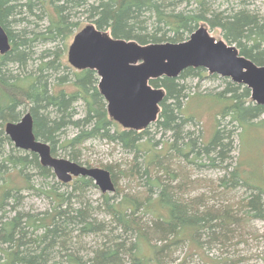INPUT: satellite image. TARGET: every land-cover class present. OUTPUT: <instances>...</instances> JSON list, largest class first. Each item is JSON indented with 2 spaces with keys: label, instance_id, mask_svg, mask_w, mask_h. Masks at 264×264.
Wrapping results in <instances>:
<instances>
[{
  "label": "trees",
  "instance_id": "obj_1",
  "mask_svg": "<svg viewBox=\"0 0 264 264\" xmlns=\"http://www.w3.org/2000/svg\"><path fill=\"white\" fill-rule=\"evenodd\" d=\"M254 4L0 0V23L12 45L0 56V264H192L193 254L203 262L212 260L210 264L246 259L238 246L248 240L251 221L264 220V161L259 172L247 161L232 166L231 152L238 126L242 145L252 127L264 130V105L252 100L250 88L203 67H188L177 77L162 75L150 80L166 92L158 119L143 129L124 128L108 113L97 71L65 65L62 44L82 17L115 38L141 45L180 42L207 24L262 65L264 13ZM47 43L57 44L38 52ZM205 77L221 78L226 85L211 94L222 98L223 106L208 141L193 129L198 117L186 113V100L203 95L190 94L193 79ZM69 84L71 91L65 87ZM24 110L32 113L37 138L51 145L54 156L59 157L61 147L70 160L109 169L116 193L102 192L95 206L87 195L95 187L93 179L77 176L62 182L37 153L17 148L5 124L20 120ZM70 128L78 131L67 137ZM89 139L106 140L132 157L124 167L83 162L82 148ZM201 167L221 175L193 179L192 169ZM118 176L128 178L129 186L119 185ZM202 182L208 191L192 195ZM239 187L245 194L231 201ZM25 191L46 198L49 206L27 210ZM88 237H94V245H88ZM183 247L186 253L177 261L175 254ZM214 247L220 255L209 259L205 254Z\"/></svg>",
  "mask_w": 264,
  "mask_h": 264
},
{
  "label": "water",
  "instance_id": "obj_2",
  "mask_svg": "<svg viewBox=\"0 0 264 264\" xmlns=\"http://www.w3.org/2000/svg\"><path fill=\"white\" fill-rule=\"evenodd\" d=\"M11 40L0 23V56L11 50ZM68 61L76 69H94L109 115L124 128L143 129L158 119L165 89L150 84L153 78L177 77L188 67H203L209 73L247 85L251 98L264 105V64L242 55L234 44L216 39L205 26L180 42L141 45L119 39L89 23L74 36ZM5 132L17 148L35 152L43 166L53 169L62 182L84 176L94 180L103 193L115 192L109 169L87 166L52 154L51 145L38 139L34 118L27 111L20 120L5 124Z\"/></svg>",
  "mask_w": 264,
  "mask_h": 264
},
{
  "label": "rangeland",
  "instance_id": "obj_3",
  "mask_svg": "<svg viewBox=\"0 0 264 264\" xmlns=\"http://www.w3.org/2000/svg\"><path fill=\"white\" fill-rule=\"evenodd\" d=\"M256 6L259 7L261 12L264 13V0H255ZM80 26L73 30L68 36L65 43L63 42L62 49V62L66 65L69 64L68 61V50L69 46L73 42L74 36L77 32H79L82 28H84L89 23L82 17L79 19ZM42 25H45L47 23V20L41 22ZM201 26H205L208 28V30L211 32V34L216 39H222L220 33L217 30L211 29L209 25L202 24ZM57 44V43H55ZM55 44L47 43L43 46L39 45L38 52H41L42 49L45 48H53L55 47ZM65 45V46H64ZM208 73V71H207ZM193 88L190 92L191 95L193 93H202V96H196L193 98H189L186 100L187 107H186V113L193 114L197 119L200 120L198 125L193 126L194 130H199L203 132L205 141H208L212 138L215 130V124L217 116L221 113V107L223 106V99L218 96H211V94H215L225 88V81L221 78H210L205 77L203 79L194 78L193 79ZM67 90L71 91L73 89V86L66 85L65 86ZM209 94V95H206ZM82 110V109H81ZM80 110V113H83ZM26 113V110L23 111L22 116ZM80 114L77 115L79 117ZM21 116V117H22ZM21 119V118H20ZM260 119H262V116L260 118H256L253 120L252 123H259ZM191 127V126H189ZM78 130L75 128H70L68 130L67 137H72ZM243 131L241 127H237L236 135L234 136V148L231 152L232 155V166L236 165L239 162H242L243 164L248 163V165H251L254 167V169L259 172L263 159H264V130L261 129V127H252L248 133H244V141L243 145L239 138V133ZM247 136V138H246ZM160 137V134L157 135V138ZM167 140V137L165 138V141ZM62 153H59V157L68 158L64 151L59 148ZM82 161L83 162H89L94 165H98L100 163L102 164H111L114 167L118 166L119 164H123L125 159H130L132 157L131 154L125 153L120 147L116 146L113 143L107 142L106 140L101 139H89L85 142L84 148H82ZM61 154V155H60ZM86 165V164H83ZM246 165V164H245ZM124 167V164H123ZM191 171V170H190ZM221 175V172L216 169H210L207 167H201V168H195L192 169L191 177L194 178H201L205 180H216ZM119 177V176H118ZM58 179V178H57ZM119 185L122 187H127L128 184V178L124 176H120L118 178ZM201 186H198L191 194L192 195H198L201 192H207L208 187L204 186V182ZM241 189H238L237 191H234L233 196L231 194L229 199L231 201L236 200L239 196H242L245 194L244 188L239 187ZM23 195H25L23 206L28 209H34L35 211L43 210L49 206V201L46 198L39 197L37 195L29 194L28 191L22 192ZM116 193V192H114ZM114 193H110V195H114ZM88 199L90 202L93 203V205H99L102 201L101 195L102 191L100 188L95 184V187H90L88 192ZM228 195V196H229ZM104 215L101 213L100 217H103ZM94 237H88L85 239V241L88 243L89 246L94 245L95 241H93ZM92 243V244H91ZM146 251L149 250L147 246H145ZM238 254L241 256H244L246 259L243 260L240 264H264V220L263 219H253L248 227V240L244 243L239 244L238 246ZM190 252H192V249L190 248ZM186 253V249L183 247L179 249L176 254L175 258L177 261L182 259L184 257V254ZM220 250H218L216 247H214L212 250L209 251L208 254H205L209 259H213L212 257L220 255ZM205 256V257H206ZM190 259L192 260V264H210L209 262H212V260L208 262H203L200 260L198 254H193L190 256Z\"/></svg>",
  "mask_w": 264,
  "mask_h": 264
}]
</instances>
